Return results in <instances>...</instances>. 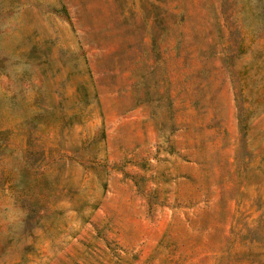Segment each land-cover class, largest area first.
Listing matches in <instances>:
<instances>
[{"label":"rangeland","instance_id":"rangeland-1","mask_svg":"<svg viewBox=\"0 0 264 264\" xmlns=\"http://www.w3.org/2000/svg\"><path fill=\"white\" fill-rule=\"evenodd\" d=\"M0 264H264V0H0Z\"/></svg>","mask_w":264,"mask_h":264}]
</instances>
